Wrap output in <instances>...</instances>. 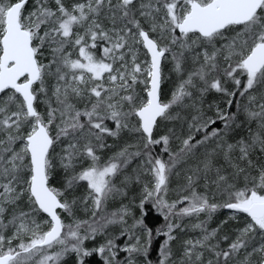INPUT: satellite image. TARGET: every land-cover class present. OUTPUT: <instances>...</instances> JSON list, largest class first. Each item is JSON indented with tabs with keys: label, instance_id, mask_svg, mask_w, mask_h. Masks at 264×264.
Instances as JSON below:
<instances>
[{
	"label": "snow or ice",
	"instance_id": "1",
	"mask_svg": "<svg viewBox=\"0 0 264 264\" xmlns=\"http://www.w3.org/2000/svg\"><path fill=\"white\" fill-rule=\"evenodd\" d=\"M0 264H264V0H0Z\"/></svg>",
	"mask_w": 264,
	"mask_h": 264
}]
</instances>
